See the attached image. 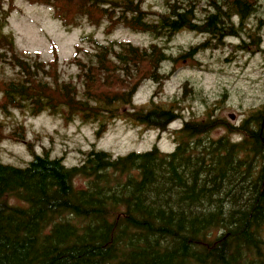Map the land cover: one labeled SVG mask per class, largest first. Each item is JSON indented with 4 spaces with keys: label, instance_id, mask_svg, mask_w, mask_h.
Returning <instances> with one entry per match:
<instances>
[{
    "label": "trees",
    "instance_id": "trees-1",
    "mask_svg": "<svg viewBox=\"0 0 264 264\" xmlns=\"http://www.w3.org/2000/svg\"><path fill=\"white\" fill-rule=\"evenodd\" d=\"M14 2L0 0V65L15 73L0 81L2 111L65 113L67 121L99 123L98 138L121 117L158 131L183 123L171 134L173 152L114 157L92 148L70 168L27 142L24 168L0 163V264H264V105L239 125L213 109L184 121L181 104L196 96L187 83L168 106L134 104L145 82L170 79L165 64L195 60L229 39L236 52L264 54L259 0H165L161 12L146 0H29L67 30L86 20L106 24L107 35L122 27L153 39L137 47L83 38L71 60L75 83L60 78L56 54L48 63L24 55L3 32ZM183 31L205 40L175 57L169 47ZM219 130L225 134L213 138ZM4 133L0 123V142ZM7 138L25 141L26 131L18 126ZM77 178L86 188L74 186Z\"/></svg>",
    "mask_w": 264,
    "mask_h": 264
},
{
    "label": "rangeland",
    "instance_id": "rangeland-1",
    "mask_svg": "<svg viewBox=\"0 0 264 264\" xmlns=\"http://www.w3.org/2000/svg\"><path fill=\"white\" fill-rule=\"evenodd\" d=\"M259 3L261 7L257 16L262 17L264 0H259ZM14 5L16 9L3 32L15 39L18 51L24 55L38 56L41 61L48 63L56 54L59 58V75L65 82L77 81L78 70L71 60L83 38L94 37L103 43H131L137 47H148L154 42L147 34L135 33L122 27L107 35L106 24L96 28L86 20H82L80 26L67 30L52 17L50 8L31 4L29 0H15ZM165 7V0H146L145 8L150 11L161 12ZM4 8L8 9V5H4ZM250 22H254V19ZM204 40V36L183 31L170 45V53L176 57L184 49ZM262 41L264 49V35ZM227 43L219 50L201 53L195 60L165 64L164 72H171L170 79L159 87L152 82H145L134 98L136 109L149 105L151 100L165 106L175 100L180 101L184 93L183 86L187 83L195 90L196 96L181 104L184 121L203 119L208 109H213L215 116L239 125L250 111L264 105V54L236 52L234 46L238 45L237 40L229 39ZM233 43L235 45H231ZM83 47H87L86 44ZM14 77L15 73L11 69L0 65V81ZM65 115L45 112L33 117L25 110L9 109L7 114L0 109V123L5 132L0 142V163L24 168L31 160L27 142L32 144L36 154L41 155L47 150L52 158H61L69 168L79 166L83 158L81 153L92 148L114 157L130 152H146L153 147L170 153L175 149L171 134L183 123L176 121L167 130L158 131L121 117L110 121L98 138L96 133L99 123L84 124L80 118L67 121ZM18 126H23L26 131L25 141L7 138ZM224 134V130H219L212 137ZM86 184L83 178L74 181L77 189L86 188ZM9 203L18 204L14 199H9Z\"/></svg>",
    "mask_w": 264,
    "mask_h": 264
},
{
    "label": "water",
    "instance_id": "water-1",
    "mask_svg": "<svg viewBox=\"0 0 264 264\" xmlns=\"http://www.w3.org/2000/svg\"><path fill=\"white\" fill-rule=\"evenodd\" d=\"M230 118H231L232 120H234V117H233V116H231Z\"/></svg>",
    "mask_w": 264,
    "mask_h": 264
}]
</instances>
